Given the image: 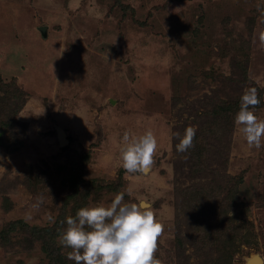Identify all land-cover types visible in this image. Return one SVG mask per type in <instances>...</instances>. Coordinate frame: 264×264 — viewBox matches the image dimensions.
Listing matches in <instances>:
<instances>
[{"label":"rangeland","instance_id":"rangeland-1","mask_svg":"<svg viewBox=\"0 0 264 264\" xmlns=\"http://www.w3.org/2000/svg\"><path fill=\"white\" fill-rule=\"evenodd\" d=\"M262 37L264 0H0V264H75L66 217L117 192L151 203L159 264H264V136L235 121L250 89L264 120Z\"/></svg>","mask_w":264,"mask_h":264},{"label":"clouds","instance_id":"clouds-1","mask_svg":"<svg viewBox=\"0 0 264 264\" xmlns=\"http://www.w3.org/2000/svg\"><path fill=\"white\" fill-rule=\"evenodd\" d=\"M257 103L255 89H250L242 95L235 115L250 147H260L264 136V120L249 110V105ZM195 134L196 129L191 126L183 134L175 133L179 138L176 150L185 152L190 148ZM122 141L119 149L122 167L129 173L147 174L157 148L152 131L139 136L124 132ZM124 196V192H117L107 205H86L66 217V226L58 239L60 245L71 249L68 258L75 264H159L154 252L163 225L155 219L151 203L144 199L126 202Z\"/></svg>","mask_w":264,"mask_h":264},{"label":"trees","instance_id":"trees-1","mask_svg":"<svg viewBox=\"0 0 264 264\" xmlns=\"http://www.w3.org/2000/svg\"><path fill=\"white\" fill-rule=\"evenodd\" d=\"M221 118V122H222V120L225 118V117H220ZM215 119V118H214ZM224 122V121H223ZM213 123H215L214 121H213ZM212 123V124H213ZM214 138H212V141H213V143H214V145H213V147L211 148V149H209L208 150V157L207 158H211V156L213 157V153H221V150H222V147H220L219 146V143H220V139L218 138V137H215V136H213ZM203 151H204V149H202V153H203ZM195 221V220H194Z\"/></svg>","mask_w":264,"mask_h":264},{"label":"water","instance_id":"water-1","mask_svg":"<svg viewBox=\"0 0 264 264\" xmlns=\"http://www.w3.org/2000/svg\"><path fill=\"white\" fill-rule=\"evenodd\" d=\"M256 259H258V263H256V264H260L261 263V260L259 258H256Z\"/></svg>","mask_w":264,"mask_h":264},{"label":"bare ground","instance_id":"bare-ground-1","mask_svg":"<svg viewBox=\"0 0 264 264\" xmlns=\"http://www.w3.org/2000/svg\"><path fill=\"white\" fill-rule=\"evenodd\" d=\"M254 259V258H253ZM256 259V258H255ZM256 261V260H255ZM252 263H255L254 261H252Z\"/></svg>","mask_w":264,"mask_h":264}]
</instances>
